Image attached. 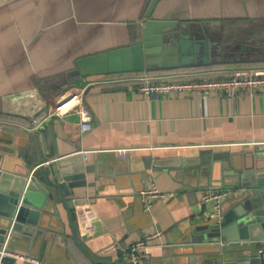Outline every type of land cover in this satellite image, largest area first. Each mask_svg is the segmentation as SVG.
I'll return each instance as SVG.
<instances>
[{"label":"crops","instance_id":"0c3cea01","mask_svg":"<svg viewBox=\"0 0 264 264\" xmlns=\"http://www.w3.org/2000/svg\"><path fill=\"white\" fill-rule=\"evenodd\" d=\"M152 2L0 0V165L20 177L67 160L77 185L67 205L55 195L62 232L33 235L27 250L16 252L41 264H128L134 243L162 232L149 242L142 264H204L249 254L245 246L256 244L223 242L226 250L215 253L194 240L215 223L202 204L204 190L231 191L228 215L247 163L264 151V88L235 97L187 91L159 98L142 94L134 79L264 70L263 52L251 55L262 65L247 67L72 76L80 58L129 47ZM154 16L174 20L200 42L264 47V0H163ZM241 28L248 29L244 41L236 40ZM80 89L94 118L85 133L77 111L52 116L58 98ZM155 187L164 197L147 210L141 194Z\"/></svg>","mask_w":264,"mask_h":264},{"label":"water","instance_id":"95a60500","mask_svg":"<svg viewBox=\"0 0 264 264\" xmlns=\"http://www.w3.org/2000/svg\"><path fill=\"white\" fill-rule=\"evenodd\" d=\"M162 1L153 0L147 12L148 19L144 24H139L137 35L129 47L80 58L72 76L101 77L234 65L251 61L255 50L264 53V47L256 49L243 43L229 44L208 38L200 42L198 38L194 40L183 35L174 20L155 18ZM77 91L58 98L53 112L72 99ZM260 146L257 145L258 148ZM256 154L242 173V182L237 189L238 201L233 211L221 223L200 228L194 245H200L198 247L205 251L221 253L226 250L220 245L223 242L247 243L252 240L256 244L245 246L249 254L212 258L204 264H264V255L258 253L260 247L264 246V151ZM68 162L62 160L47 166L39 165L28 177L13 176L0 165V246L10 236L9 248L12 251H26L33 235L47 230L62 232L56 226L61 218L55 195L58 192L67 205L66 196L77 186L71 183L70 177L76 170ZM215 243L218 244L216 250L213 247ZM7 261L16 262L12 258Z\"/></svg>","mask_w":264,"mask_h":264},{"label":"built area","instance_id":"2783aa9c","mask_svg":"<svg viewBox=\"0 0 264 264\" xmlns=\"http://www.w3.org/2000/svg\"><path fill=\"white\" fill-rule=\"evenodd\" d=\"M227 77L210 78L203 77L201 80H190V74L177 73L165 78L160 77H139L135 78L136 82H141L139 90L142 94L149 97H167L173 93H182L187 91L198 92L200 94L209 95L212 92L222 94V96L235 97L240 93L255 94L264 88V70L252 69L245 71H231ZM85 89H80L74 93L72 99L64 105L57 107L52 116H63L69 111H77L80 117L81 132H90L93 129L94 118L85 103ZM37 125L35 128H38ZM86 155L88 152H84ZM231 195V191L226 189H215L207 187L202 194V204L209 208L208 217L216 223H221L225 217V202ZM143 201L146 203L147 210H150L153 202L159 198H163L164 194L158 188L143 192L141 194ZM162 232L146 237L134 243L127 251L128 264H142L144 251L148 247L151 240L161 238ZM9 238L0 246V264H8L7 259L12 258L16 262L23 261L27 264H41L37 258L28 253L21 254L12 251L9 248ZM259 255H264V246L260 247ZM15 262V263H16Z\"/></svg>","mask_w":264,"mask_h":264},{"label":"rangeland","instance_id":"374dc122","mask_svg":"<svg viewBox=\"0 0 264 264\" xmlns=\"http://www.w3.org/2000/svg\"><path fill=\"white\" fill-rule=\"evenodd\" d=\"M251 29H253V26H250ZM247 32H248V29L247 28H241L238 30L237 32V36H236V40H239V41H244L246 39V35H247ZM233 40L232 38H230V41ZM260 57H252L251 59V63H244V64H234L232 65L233 67L234 66H240V67H243V66H250V65H262L261 63H258L261 59H259ZM232 66L230 65H225L224 67H222L221 69H224V68H233Z\"/></svg>","mask_w":264,"mask_h":264},{"label":"trees","instance_id":"16d2710c","mask_svg":"<svg viewBox=\"0 0 264 264\" xmlns=\"http://www.w3.org/2000/svg\"><path fill=\"white\" fill-rule=\"evenodd\" d=\"M225 65H217V66H210V67H200V69L201 70H206V69H221L222 67H224ZM199 68V67H198ZM189 70H194V69H192V68H182L181 70H179V72H187V71H189ZM198 70V69H197ZM151 74H154V73H151ZM228 75H224L223 77H227ZM212 78V77H211ZM136 84V86L139 88L141 85H142V83L141 82H136L135 83Z\"/></svg>","mask_w":264,"mask_h":264}]
</instances>
